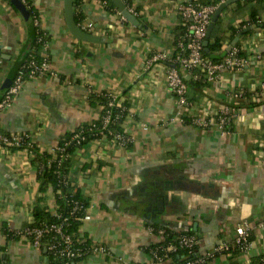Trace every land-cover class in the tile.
Segmentation results:
<instances>
[{
	"label": "crops",
	"instance_id": "1",
	"mask_svg": "<svg viewBox=\"0 0 264 264\" xmlns=\"http://www.w3.org/2000/svg\"><path fill=\"white\" fill-rule=\"evenodd\" d=\"M28 1L48 35L41 50L48 67L26 76L0 114L1 131L24 134L30 143L0 147V264H50L44 247L13 233L30 225L36 204L55 211L52 187L39 191V158L66 133L99 118L101 106L88 97L100 92L127 103L123 129L130 145L100 137L74 152L71 178L87 197L90 215L78 235L107 252L70 264L151 263L146 249L161 238L154 226L191 231L201 256L233 240L243 222L252 234L247 251L217 252L203 264H251L264 252V0H235L222 10L225 47L249 27L236 42L247 64L220 72L200 90L187 84L192 106L182 115L167 88L163 57L172 56L182 33L179 6L206 0H127L140 26L105 0H75L74 12L82 24L91 23L84 31L95 42L68 31L63 0ZM251 16L258 23L242 25ZM234 29L240 31L229 39ZM32 38L19 9L0 0V89L26 60ZM225 106L232 113L219 127L214 121ZM196 114L210 124H193Z\"/></svg>",
	"mask_w": 264,
	"mask_h": 264
},
{
	"label": "built area",
	"instance_id": "2",
	"mask_svg": "<svg viewBox=\"0 0 264 264\" xmlns=\"http://www.w3.org/2000/svg\"><path fill=\"white\" fill-rule=\"evenodd\" d=\"M126 6L127 3L125 2ZM217 4H200L198 2H189L179 6V14L183 25V33L178 38L176 48L180 52L176 56H170L166 61V84L169 92L175 96L176 103L178 105V113L182 115L183 112H190L192 103L188 100L187 90L188 86L183 76L178 72V66L184 68L189 73L195 68H199L205 72L206 80L208 82H215L220 72L222 71H236L242 69L247 64V60L240 55V47L234 45L220 61H215L203 55L204 40L208 24L211 20V16L216 8ZM129 10V8L127 7ZM132 13V10H129ZM36 22H34L35 24ZM91 23L84 22L82 29H89ZM46 43L44 44L45 47ZM160 57V56H156ZM155 59V57L153 58ZM33 64V61L32 63ZM48 67L47 60L44 59L41 66L36 69L39 73L45 71ZM35 69H32L29 75H34ZM197 77L196 74L193 75ZM23 82V77L19 73L16 74L11 84L5 90L2 98L0 99V114L10 105L17 95ZM261 87L264 88V82H261ZM110 100L108 106H119L116 102L115 95L108 92ZM264 108V101L262 103ZM232 113V107L225 106L216 116L214 123L219 126H225ZM182 119V118H181ZM110 120V113L106 111L103 121L106 124ZM210 118L193 115L190 117V121L199 126H208L210 124ZM122 140V136L118 135ZM124 141H129L125 137ZM29 145V140L24 134H7L0 129V147H21ZM80 209L81 205H75L72 207L71 212L75 209ZM90 215L87 213V207L84 210L82 220H88ZM264 219V214L262 216ZM66 218L58 216L54 221H40L37 224L26 226L23 230L14 232V235H20L28 239L30 245L35 248L44 247L49 257L53 260H64L68 262L74 259H83L90 253L101 252L106 253L107 249L104 246H99L92 243L87 237L77 235L74 237L71 233L65 231L64 222ZM159 233H162V229L159 228ZM250 235V225L247 222H243L236 228L234 240L239 245L240 252H246L249 248L250 241L248 239ZM178 242L183 247L191 248L196 243V238L193 235L180 234L177 235ZM228 243L220 242L213 250V252L206 253L198 256L195 259H189L181 262L180 264H203L207 259L212 257L217 252L228 250ZM166 250H175L173 244H170ZM157 252H154L151 256V264L167 263L166 259H162ZM262 263L264 264V252L262 253Z\"/></svg>",
	"mask_w": 264,
	"mask_h": 264
},
{
	"label": "trees",
	"instance_id": "3",
	"mask_svg": "<svg viewBox=\"0 0 264 264\" xmlns=\"http://www.w3.org/2000/svg\"><path fill=\"white\" fill-rule=\"evenodd\" d=\"M22 1L29 11L30 15L32 16L34 22H36L35 38L31 50L26 60L17 72L18 74L20 73L24 79L26 76H29V73L32 69H35V74L39 73V71L36 69L41 66L42 61L45 59L41 55V50L44 47V44L48 41V35L39 26L38 15L31 3L28 0ZM105 1L109 4V7H114L110 0ZM124 1L127 2V0ZM219 1L220 0H206L198 1V3L218 4ZM74 20L75 23L81 28L82 20L78 13L74 12ZM253 23L257 24L258 22L256 18H254V16H251V18L246 23H242V25L248 26ZM221 25L222 16H220L214 23L207 45L208 50L206 51L205 47L203 48V55L215 61H220L223 58L221 56V53L223 52L225 47V45H223L224 39L223 35L221 34ZM183 28L182 33L184 31ZM233 31L234 32L229 39H231L236 32L240 31V29H234ZM180 36L181 35H179V37ZM179 52L180 51L175 48L172 57L176 56V54H178ZM0 58H2L1 54ZM32 61L33 64H31ZM194 74L197 75L196 78H194ZM189 75V79L185 81L188 85L191 86L193 92L200 90L201 87L209 83L206 80L207 78L205 72L199 68L191 70ZM88 99L90 104L101 106L99 118L87 123H83L71 132L66 133L59 140L56 149L52 153H43L39 158V162L37 165V177L40 180L39 191L44 192L48 188V186L52 187L56 209L52 213L44 207H41L39 204H36L32 209V222L30 223V225L37 224L40 221H54L58 219V216H60V218L65 217V231L71 233L74 237H76L78 235L79 228L82 225V216L84 210L88 206L89 201L87 197L82 194L76 184L73 183V180L71 178L70 169L74 163V152L77 149L81 148L84 144L100 137L113 140L125 147H128L130 145L129 141H124L126 134L123 129V120L126 117L128 108L127 103H120V107H109L108 102L110 100V97L108 96V92L92 93L89 95ZM188 100L190 99L188 98ZM106 111L110 113V120L105 124L103 121V117ZM182 118L187 121V116H182ZM118 135L123 137L122 140ZM30 149L33 150L32 147ZM39 199L42 200V195L39 196ZM75 205H81V208H77L73 212H71L72 207ZM161 229L162 233H159V236L161 237L160 240L154 244H150L146 249L150 257L153 256L154 252H157L156 254L162 257V259H166L165 257L168 256L169 259L167 263L165 262L166 264H180L185 260L195 259L196 257H198L196 254L195 246H192L191 248L183 247L179 244L177 239V235H189L192 234L191 231L175 232L174 230H170L166 227H163ZM157 230H159L158 227L154 226V231L157 232ZM9 235H11V232H9ZM248 239L249 241L252 239V234L249 235ZM227 243L229 245L228 250H223L222 253L233 254L240 252L239 245L235 242L234 239L228 241ZM170 244L174 245L175 250H166ZM262 257L263 254L255 258L251 264H261ZM49 259L50 264H70L71 262L81 260L74 259L65 262L64 260H53L52 257H49Z\"/></svg>",
	"mask_w": 264,
	"mask_h": 264
},
{
	"label": "water",
	"instance_id": "4",
	"mask_svg": "<svg viewBox=\"0 0 264 264\" xmlns=\"http://www.w3.org/2000/svg\"><path fill=\"white\" fill-rule=\"evenodd\" d=\"M112 2V4L114 5V7L119 11V13L121 14V16L128 21L129 23H131L134 26H140L138 20L136 19V17L127 9V6L125 4V2H123V0H110ZM235 0H224L222 2H220L212 16H211V20L208 24L207 27V31H206V36H205V40H204V47L205 50H208V41L211 35V31L212 28L214 26V23L216 22V20L218 19V17L221 15L222 10L230 3H232ZM12 4L15 5L17 7V9H19V11L21 12V14L23 15L28 29L30 32H32L33 34V38L32 41L30 42V44L28 45V49L30 50L33 42H34V38H35V24H34V20L32 18V16L30 15L29 11L27 10L26 6L20 1V0H11ZM74 7H75V0H63V11H64V19H65V23L67 26L68 31L77 39L79 40H84V41H90V42H95L97 41V37L84 31L82 28H80L74 20ZM255 27V25H253ZM248 28H244L241 32H239L233 39L232 41L225 47V49L223 50V52L221 53V56H225V54L231 50V48L236 44V42L238 41L239 37L246 31L248 30ZM23 62L19 65L15 75L12 78H6L1 86L0 89V95H3L5 90L8 88V86L11 84V82L13 81L14 77L16 76L19 68L22 66Z\"/></svg>",
	"mask_w": 264,
	"mask_h": 264
}]
</instances>
